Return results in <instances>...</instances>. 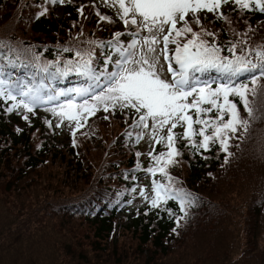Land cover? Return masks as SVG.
<instances>
[{"label": "trees", "instance_id": "trees-1", "mask_svg": "<svg viewBox=\"0 0 264 264\" xmlns=\"http://www.w3.org/2000/svg\"><path fill=\"white\" fill-rule=\"evenodd\" d=\"M43 8L47 13L38 15ZM220 11L231 24L214 13L201 23L216 33L222 55L228 54L236 33L246 32L251 45L264 43V13L241 12L233 2ZM115 32L80 1L0 0V39L17 48L12 59L19 55L27 61L35 54L42 61L75 60V49L87 47L82 41L106 43ZM25 47L28 52L19 50ZM93 47L99 72L110 50ZM6 54L8 50L0 46V69L11 79L17 73L31 80L23 68L4 60ZM202 78L219 76L212 72ZM45 82L58 89L89 83L75 72ZM4 101L0 102V264H264V120L251 124L244 141L233 140V156L227 163L219 145L207 152L201 149L208 157L204 159L200 153L190 154L187 141L177 138L180 163L168 170L199 201L189 209L187 222L181 221L173 232L175 216L150 205L142 216L118 217L125 213L134 180L143 176L151 184L154 178L144 171L154 163L147 153L166 151L164 144L155 143L146 154L136 156L139 129L131 127L133 112L116 110L107 119L87 122L76 129V145L71 132L60 149L57 143L43 142L39 135L43 126L34 124L31 114L24 122L14 118V126L6 122ZM241 114L246 115L242 106ZM20 125L21 132L16 127ZM173 131L182 133L183 127ZM155 178L163 180L159 173ZM164 207L182 215L172 201Z\"/></svg>", "mask_w": 264, "mask_h": 264}, {"label": "snow or ice", "instance_id": "snow-or-ice-1", "mask_svg": "<svg viewBox=\"0 0 264 264\" xmlns=\"http://www.w3.org/2000/svg\"><path fill=\"white\" fill-rule=\"evenodd\" d=\"M59 2L63 4L66 0ZM228 2L112 0L109 6L118 8L117 15L125 31L113 33L112 39L106 43L82 41L87 47L75 49V60L61 61L57 58L42 61L35 54L27 61L20 60L19 55L12 59L10 54L17 48L0 39V46L9 53L4 60L14 67L23 68L26 75L31 74L32 77L31 80L20 76L11 79L0 69V98L11 101L5 110H22L23 119L28 120L27 113L34 112L41 104L50 103L48 111L61 122L66 119L74 124L73 146L77 143L76 129L84 127L88 118L97 111L108 113L119 109L133 112L131 127L139 129L137 142L147 129L154 144L161 143L166 147V151L158 154H154V150L147 153L154 162L144 169L154 177L151 181L152 195L149 196L143 187L140 195L151 208L167 211L170 218L175 216L176 227L172 231L176 232L181 221L187 222L189 209L199 201V197L182 187L168 170L180 163L176 159L182 155L176 147L177 138L187 141L193 155L200 153L201 149L207 152L212 146L219 145L218 151L225 153L224 162L227 163L233 156L230 150L233 140L244 141L251 124L264 120V43L251 45L246 32L236 33L238 38L227 46L228 54L222 55L223 49L216 42V33L201 23L200 13L206 11L231 24V20L220 11ZM232 2L241 12L258 10L264 13V0ZM83 7L81 5L78 9L81 14ZM47 11L43 8L38 15ZM97 15L100 21L114 22L99 11ZM123 35L131 37L126 45L120 39ZM94 45L110 50L103 56V68L99 72L95 67L97 54ZM170 45L174 47L170 49ZM19 50L29 51L27 47ZM64 51L72 49L65 48ZM112 53L116 54L115 58ZM161 57L167 62L169 78L161 74ZM16 60H20L19 65ZM73 72L85 77L89 81L87 86L64 90L54 89L45 82ZM212 72L219 79L202 78ZM241 106L246 115L241 114ZM178 125L183 127L179 134L173 131ZM165 128L166 135H162ZM235 147L240 145L237 143ZM200 154L202 158H208ZM140 155L137 151L136 156ZM157 173L163 180L155 178ZM168 201L177 204L182 215H175L170 207L165 208Z\"/></svg>", "mask_w": 264, "mask_h": 264}, {"label": "rangeland", "instance_id": "rangeland-1", "mask_svg": "<svg viewBox=\"0 0 264 264\" xmlns=\"http://www.w3.org/2000/svg\"><path fill=\"white\" fill-rule=\"evenodd\" d=\"M71 2L76 1V0H70ZM231 0H229V3ZM81 2L85 3L86 6L91 7L94 9V12L97 14V11H99L101 14L109 16L113 23H109L107 21H103L108 28L112 30H117L120 32L125 31V26L124 24L119 20L117 12L118 8L117 7H110L109 5L111 4L112 0H108V3H105V0H82ZM225 5V4H224ZM228 6V5H227ZM57 16L59 18L62 17V13L57 12ZM211 16V13H208L206 11H202V15L200 16L201 20L202 19H208ZM204 20V21H205ZM121 40L125 39L127 42L131 39L130 36L128 35H123L120 37ZM170 49L173 48L171 45L169 46ZM113 57L115 58L116 54L112 53ZM161 65H162V76L164 78H169V73L167 72V62L163 60L161 57ZM109 71L111 70V65H109ZM4 100V99H2ZM7 103V101H4ZM54 103V102H53ZM10 104V103H9ZM8 104V105H9ZM48 103L41 104L40 106H46ZM50 105V103H49ZM38 107L34 109V112H31L30 119L31 121L39 126H43L44 130H42L39 135H41L42 140L45 141H56L60 147L64 146V144H67L66 142V137L70 134L71 129L74 127V124H70L66 119L61 122L57 116H54L50 111H48V108H42ZM118 111H120L118 109ZM109 113H112L111 110L108 113L101 111H97L95 115L91 116L89 118V122H96V120H101V118L105 119V116H109ZM24 112L22 110H13L12 112H8V114L5 117V121L8 122L9 124L14 126V118L19 117L21 120L24 122L23 119ZM93 117H96L92 119ZM126 119V117H124ZM50 122V123H49ZM60 124L59 127H57V124ZM19 131L23 130V126H16ZM180 126L178 125L177 128ZM139 131V130H138ZM166 133V128L161 132V134ZM136 146L135 149L140 152L142 155L146 154L150 148L153 147L154 142L149 139L148 136V130H144V135L143 138L140 139L138 142L136 140ZM143 187L145 191L148 193L149 196L152 195L151 193V184L148 183L147 179L144 178L143 176L137 177L134 180V192L131 195V200L130 203L128 202V211L125 212L124 214L120 215V218L123 219L124 217L133 219L135 216H142L144 214L145 208L148 206L147 202L144 200V198L140 195V188ZM137 188V191H136Z\"/></svg>", "mask_w": 264, "mask_h": 264}]
</instances>
